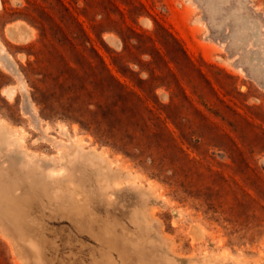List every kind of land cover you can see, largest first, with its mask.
Instances as JSON below:
<instances>
[{
	"label": "rangeland",
	"instance_id": "rangeland-1",
	"mask_svg": "<svg viewBox=\"0 0 264 264\" xmlns=\"http://www.w3.org/2000/svg\"><path fill=\"white\" fill-rule=\"evenodd\" d=\"M0 264H264V0H0Z\"/></svg>",
	"mask_w": 264,
	"mask_h": 264
},
{
	"label": "bare ground",
	"instance_id": "bare-ground-1",
	"mask_svg": "<svg viewBox=\"0 0 264 264\" xmlns=\"http://www.w3.org/2000/svg\"><path fill=\"white\" fill-rule=\"evenodd\" d=\"M5 93V92H4ZM11 98V97H10Z\"/></svg>",
	"mask_w": 264,
	"mask_h": 264
}]
</instances>
